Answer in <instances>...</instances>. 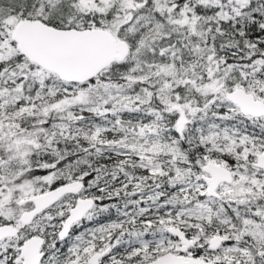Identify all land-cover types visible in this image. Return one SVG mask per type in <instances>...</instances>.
Masks as SVG:
<instances>
[{
    "label": "snow or ice",
    "instance_id": "snow-or-ice-1",
    "mask_svg": "<svg viewBox=\"0 0 264 264\" xmlns=\"http://www.w3.org/2000/svg\"><path fill=\"white\" fill-rule=\"evenodd\" d=\"M0 264H264V0H0Z\"/></svg>",
    "mask_w": 264,
    "mask_h": 264
}]
</instances>
